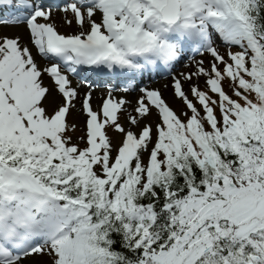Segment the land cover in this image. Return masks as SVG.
I'll return each instance as SVG.
<instances>
[{"label":"snow or ice","instance_id":"6c2138e0","mask_svg":"<svg viewBox=\"0 0 264 264\" xmlns=\"http://www.w3.org/2000/svg\"><path fill=\"white\" fill-rule=\"evenodd\" d=\"M0 264H264V0H0Z\"/></svg>","mask_w":264,"mask_h":264},{"label":"rangeland","instance_id":"374dc122","mask_svg":"<svg viewBox=\"0 0 264 264\" xmlns=\"http://www.w3.org/2000/svg\"><path fill=\"white\" fill-rule=\"evenodd\" d=\"M61 31H65V29H61Z\"/></svg>","mask_w":264,"mask_h":264},{"label":"bare ground","instance_id":"6f19581e","mask_svg":"<svg viewBox=\"0 0 264 264\" xmlns=\"http://www.w3.org/2000/svg\"><path fill=\"white\" fill-rule=\"evenodd\" d=\"M81 120H83V117H81Z\"/></svg>","mask_w":264,"mask_h":264}]
</instances>
